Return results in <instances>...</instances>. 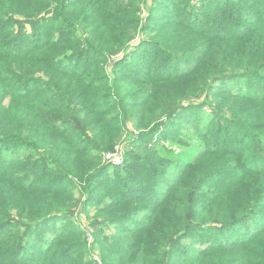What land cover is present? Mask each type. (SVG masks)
I'll return each mask as SVG.
<instances>
[{"label": "trees", "instance_id": "trees-1", "mask_svg": "<svg viewBox=\"0 0 264 264\" xmlns=\"http://www.w3.org/2000/svg\"><path fill=\"white\" fill-rule=\"evenodd\" d=\"M202 2L153 0L142 17L141 0H0V264L80 261L87 241L71 236L83 231L60 232L53 220L72 219L82 202L93 204L95 240H105L108 222H123L103 264H264L263 135L242 132L220 144L214 134L197 159L208 163L181 162L160 196L126 184L114 192L99 180L109 169L102 153L121 132L111 112L149 129L187 108L224 118L213 104L221 99L216 83L244 78L256 90L230 111L234 125L264 128V0ZM178 28L169 42L163 32ZM141 35L154 36L153 46L142 38L133 45ZM172 53L197 55L188 74L174 69ZM147 82L160 92L129 89ZM131 166L140 180L132 162L122 168ZM132 218L137 226L126 225Z\"/></svg>", "mask_w": 264, "mask_h": 264}, {"label": "rangeland", "instance_id": "rangeland-1", "mask_svg": "<svg viewBox=\"0 0 264 264\" xmlns=\"http://www.w3.org/2000/svg\"><path fill=\"white\" fill-rule=\"evenodd\" d=\"M198 1L200 5H203L202 0ZM205 2L212 3L213 0H205ZM153 5V0H141V7L143 10V12L141 13L142 17L146 15V13L148 12L147 10H149L148 8ZM170 7H175V4L171 2ZM170 16L172 17V14H169V17ZM183 31V28H178V30H176L175 32L164 31L163 34H165L166 36L168 35V37L172 36V39L169 42L174 43V41L177 40L178 36H180L181 32ZM156 37L160 39V35ZM140 38L145 39L144 42L142 41L144 46H147L148 48L153 46L151 42H153L154 36L151 35H141L138 39H136V41H134L133 45H137L140 41ZM172 57L174 60L171 62V65L175 70L182 71L183 73H185V75L188 74L189 70L195 65L197 59L196 54H194L192 57V59L194 60L185 58V56L181 53H172ZM68 63L70 66H74L77 64V62ZM104 63H106V74L112 76V71L110 70L112 62L106 61ZM149 72L150 70L148 68H144L140 70V75L144 76L143 74ZM148 83L149 82L142 84L136 83L134 85L132 84L131 88L129 89L138 88L143 92H160L161 88H157L155 84L149 85ZM174 85L175 82H171L172 88H174ZM147 86L148 89L145 90L144 88H146ZM216 87L217 92H219L218 95L221 96V99L216 98L213 101V104L217 105L219 114H223L224 112L227 113L224 118L219 117L213 119L208 109H190L187 108L189 107V105H187L184 106L185 108H187L185 112L181 114L178 113L177 115L175 114V117H173L171 120H168L164 117L162 119V124L149 129L143 126L140 128L137 127L132 117L126 118L122 113L111 112L110 114H108L113 123H119L117 124V126L121 128V132L118 140L114 144V147L111 150L102 153L101 163L104 166H109V169H105L103 172H101L99 180L101 182H109L112 185L116 186L113 189L114 192H119L120 187L117 186L118 184H126L128 189L132 193H135L136 186L137 188H143V192L153 194L152 196H160L161 192L165 193V191L169 189L175 182L179 164H181V162L193 163L198 158H200L205 149L208 147V141H212L214 139V134L219 136L220 144L223 141L226 143L238 140L242 136V132L245 133L244 135L252 137H255L257 135L264 136V128L258 130H253L248 127H245L243 129L237 128L234 125V118L232 116V113L230 112L236 111L241 106L244 95L247 96L248 94H251L256 90L255 84L249 82V79L236 78L226 81L221 80L216 83ZM231 93H235L237 95ZM186 104H188V102H186ZM136 108H138V106H136L135 108H130V111H134ZM197 112L198 116L201 119L200 122H198L199 119H196ZM125 119L127 122L123 124ZM209 119L213 121L211 123V126H208ZM148 135L151 136L149 137ZM169 135L173 136L174 138H168ZM145 143H147V145H145ZM151 146L155 147L157 153L151 156H147L149 155V153H145V148L151 149ZM108 153L118 156L120 158V162L113 163L107 158L106 154ZM132 153H134V156H139L143 159H146L147 163H145V165L147 166L144 167L140 165L139 160L129 157V155ZM160 159H163L165 162H162L163 166L161 168H158L156 165L160 166V164L156 162H160ZM200 161L208 163L205 158L199 159L195 163L198 164V162ZM130 162H132L135 167H137L138 170L142 173L139 174V176L141 175L142 177L138 181L135 180L138 179L137 177H135V174L131 172L132 166L131 168H129V170H127V168H122L124 165H127ZM150 170H154L156 172H154L151 177L147 176V173H150ZM126 171L133 174L131 180L122 175ZM93 209V204H86L85 202H82L80 208L77 209V214L72 219L66 220L64 218H59L53 220V222L57 224V229L59 228L58 230L60 232L64 231L65 228H76L83 231V236H71V239L82 238L87 241L86 250L78 252L81 260L78 262H74L75 264H88L89 262L91 264H103L102 256H104V253H107L106 251L109 250V248H107L105 245H108L113 237L117 235L115 232L116 226L123 223L121 219L108 222L101 228L100 231V233L102 234L101 237L105 238V240H95V234L93 232V229H91L90 227V222L94 217ZM125 222H127L126 225L134 224L135 226H137L139 224V220H135L134 218ZM63 224H66L65 227H62ZM47 229L48 230H44L50 233L49 227ZM102 249L104 250V252H102Z\"/></svg>", "mask_w": 264, "mask_h": 264}, {"label": "built area", "instance_id": "built-area-1", "mask_svg": "<svg viewBox=\"0 0 264 264\" xmlns=\"http://www.w3.org/2000/svg\"><path fill=\"white\" fill-rule=\"evenodd\" d=\"M112 153V152H111ZM111 153L106 154L107 158L111 160L113 163H118L120 162V158L115 155H111ZM111 158V159H110Z\"/></svg>", "mask_w": 264, "mask_h": 264}]
</instances>
